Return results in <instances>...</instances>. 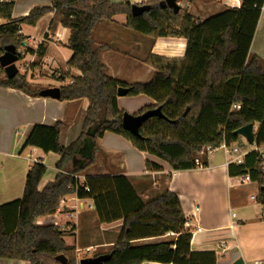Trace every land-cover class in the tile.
I'll list each match as a JSON object with an SVG mask.
<instances>
[{
	"label": "trees",
	"instance_id": "1",
	"mask_svg": "<svg viewBox=\"0 0 264 264\" xmlns=\"http://www.w3.org/2000/svg\"><path fill=\"white\" fill-rule=\"evenodd\" d=\"M14 1L0 2V57L10 46L18 49L26 38L19 24L35 26L47 12L55 9L62 15V25L69 29L68 48L72 56L67 64L80 70L81 75L61 87V101L87 98L89 106L80 135L68 146L60 141L64 123L36 124L25 147L40 148L44 153L59 155L55 178L42 189L40 182L47 172L42 162L27 171L21 198L0 205V259L26 261L28 264H62L56 256L64 255L68 263L77 264L76 247L68 245L67 230L54 223L38 224L43 217L53 216L62 201L76 194L80 199L91 198L101 224L123 220L117 241L107 252L105 264H140L142 262L174 264H217L215 252H194L192 235L185 231L186 218L176 192L165 191L151 199L137 194L123 174L85 177V190L77 184L81 175L96 164L97 141L107 131L126 138L139 151L168 162L175 171L196 168L202 147L218 148L242 143L237 130L258 123L255 141L264 146V67L258 55L250 56V48L260 19L264 0H242L240 8H231L203 21L191 15L183 1L175 13L164 0H150L151 8L133 16L129 2L110 0H54L52 7L37 6L17 21L12 19ZM185 4V5H184ZM125 15L127 26L153 37L184 36L188 39L182 58L150 54L147 63L155 68L150 80L128 84L110 76L102 60L105 42L96 44L93 31L102 21ZM38 49H43L40 44ZM33 51V50H29ZM3 71V68H0ZM27 76L18 72L9 78L0 74V87L18 89L31 96H40ZM126 87V95L145 94L156 101L139 110L161 107L164 117L150 118L134 136L122 127L123 111L118 106V88ZM233 104L241 108L231 111ZM92 146V154L83 151ZM208 165L206 155L199 156ZM259 153L250 152L242 165H230V176L249 174L258 184L263 183ZM149 170L161 166L146 160ZM258 201L264 205V187L259 188ZM174 232L175 239L158 243L133 245L132 241L163 236ZM101 253L95 254L98 256ZM93 256V257H94Z\"/></svg>",
	"mask_w": 264,
	"mask_h": 264
},
{
	"label": "crops",
	"instance_id": "2",
	"mask_svg": "<svg viewBox=\"0 0 264 264\" xmlns=\"http://www.w3.org/2000/svg\"><path fill=\"white\" fill-rule=\"evenodd\" d=\"M7 1L10 0H0V2ZM110 1L120 3V0ZM148 1L150 0H133L130 3L140 4ZM183 1L187 3L184 8L187 6L189 13L199 21L231 8H240L242 5V0H225L223 3H215L213 0ZM53 2L54 0H15L12 19L17 21L26 17L37 6L52 7ZM61 20V13L53 9L45 13L35 26L19 24L20 33L27 37L21 49V55L25 58L29 57L25 67L28 68L30 64L34 67L29 70L30 77L27 78L30 84H36L37 87L33 88L34 90L55 86L50 83L42 85L43 82L35 81L41 80L36 70L44 67L49 69L50 74L63 80L64 85L59 84V88L70 84L73 77L81 75L80 70L70 68L67 64L72 56V51L67 46L69 29L62 25ZM112 21H118V23ZM5 23V20L0 19V25ZM96 30L108 38L102 42L107 43L109 49L102 51L101 55L107 66V73L128 84L145 82L152 77L155 68L141 60L142 56L156 54L168 58H182L187 50L188 39L184 36L153 37L142 33L134 34L127 26L125 15L123 20L115 16L111 21L98 23L94 31ZM40 44L43 45V49H38ZM24 49L33 51H28L26 54ZM254 54L262 58L264 67V5L250 48V56ZM144 95H139V101L143 104H156L154 99ZM122 97L124 96H118V106ZM88 106L87 98L61 101L51 97L31 96L14 88L0 87V131H2L0 132V156L2 157L0 205L16 200V194L20 191V187H24L27 171L35 163V158H39L46 166L45 158L52 157L55 163L59 159V155L55 153L46 154L38 147L24 146L33 127L36 124L54 125L58 121L63 122L65 125L60 141L63 146H68L80 135ZM2 123L10 126L11 136L6 137L9 133L5 134ZM256 124L258 128L259 125ZM256 124H254L255 133ZM21 126L22 133L15 134L14 129ZM3 141L4 144L1 146ZM97 144L99 148L97 162L80 175L83 180L87 176L123 174L132 183L137 194L144 199L155 198L167 190L176 192L185 218L189 219L194 226L202 228L200 232H197L193 227L195 232L190 244L192 251L215 252L217 264H233L239 258H242L245 264H251L256 259H264V216L261 215L262 213L257 215L255 203L259 201L251 198V195L259 191L251 193L249 197L240 192H233L235 186L230 185L224 152L216 154L217 151H214L208 157L207 166L175 171L168 162L139 151L117 133L107 131L98 139ZM25 151H29V154L24 157ZM146 160L158 164L161 169H147ZM57 173L55 166L54 175L46 179L43 177L39 188L42 189L49 181H52ZM89 205L94 206L91 198L80 199L72 194L62 201L56 212L57 216L39 219L53 220L59 225L72 223L74 231L71 237L74 238V243L69 242L70 237H65V240L68 245L76 247L77 264L81 259L78 244H83V248L89 252L100 249L110 250L117 241L123 225V220L109 224L99 223L94 207L90 208ZM195 205L200 208L198 213H194ZM87 207L91 209L93 215L84 214ZM74 213L76 214L74 222L63 218V216L72 217ZM78 224H86L88 227L82 236ZM171 234L175 235L174 232H170L163 236L134 240L132 243L140 245L168 241L166 238ZM222 243H225V249L221 247ZM0 264H28V262L0 259ZM140 264L174 263L146 261Z\"/></svg>",
	"mask_w": 264,
	"mask_h": 264
},
{
	"label": "rangeland",
	"instance_id": "3",
	"mask_svg": "<svg viewBox=\"0 0 264 264\" xmlns=\"http://www.w3.org/2000/svg\"><path fill=\"white\" fill-rule=\"evenodd\" d=\"M132 1L133 0H120V3L121 2H129L130 3ZM179 1H181L180 4L183 3L182 2L183 0H178V2ZM209 1H211V0H209ZM213 1L215 3H223V2H225V0H213ZM142 3H146V2H142ZM117 18L119 20H123L124 19V15H118ZM103 22H105V21H103ZM112 22L113 23H116V24L118 23V21H112ZM27 28H29V27H27ZM131 31H133L134 34H139V32H136L133 29H131ZM106 33L109 34V32H106ZM105 39H108V38L106 36H104L99 30H96V31L93 32V40H94V42L96 44H99L100 42L105 41ZM23 46L18 49V52L20 54H21V49H23ZM24 51L27 54L29 50H27V49L25 50L24 49ZM147 58H148V56L147 57L142 56L141 60H143L144 62L147 63ZM28 62H29V57L25 58L24 55L22 56V58H20L16 62V65H17V67L19 69V72L21 74H25L27 76V78L30 77L29 76V70H31V68L32 69L34 68V67H32V64H30V66H28V68H26L25 65ZM0 68H2V67L0 66ZM23 72H25V73H23ZM36 73H37V75H39V77L41 78V80H35V81L38 82V83H42L43 82L42 85H47L49 83L55 85L53 87H58L59 84L64 85L63 84V80H60L59 78H57V77L53 76L52 74H50L49 69L47 67H44V68L39 69V70H36ZM0 74L5 75L4 70L1 71V69H0ZM126 81H129V80L126 79ZM31 85H32L31 87H33V88L37 87V86H35L36 85L35 83H31ZM49 87L50 86L44 87L43 89L49 88ZM139 95H141V94H139ZM139 95H135V96L134 95H126V96L122 97L121 98L120 105H119L120 109L124 113L138 114L139 113V110L141 108H143L146 105H149V104H143V102L139 101V98H140ZM148 98H150V97H148ZM2 126H3V128H4L5 132H6L5 134L9 133L7 136L6 135L5 136L6 137L11 136L10 126L9 125H5L3 123H2ZM256 128H257V124H256ZM22 131H23V127L22 126L21 127H17V128L14 129V133L15 134L17 133V135H20L22 133ZM0 132H2V131H0ZM241 141H242V143L247 142V140L243 136H242ZM3 144H4V141H3V143H1V146H3ZM215 151H217L216 154H222V152H224L220 148L216 149ZM27 154H29V151H25L23 153V156L25 157V156H27ZM83 154L84 155L86 154V155H89V156L92 154V146H91L90 143L88 144V147H86V149L83 151ZM199 156H201V155H198V158H199ZM52 159H53L52 157H47L44 160V162L48 166V169H47V172H46V174L44 176V179L51 178L54 175V173H55V161H54V159L53 160ZM1 160H2V157L0 156V162H1ZM230 181L233 182V183H235V187L233 188V192H240V193L244 194L245 196H248L249 197V195L251 193H257L259 191V187H258L259 184L257 182H249V183H246V184H239L237 178H231ZM23 192H24V187H20V191L16 194L17 196L15 198L16 199L17 198H21L22 195H23ZM216 200H217V198H216ZM252 202H254V201H252ZM255 204H256L255 205L256 213H257V215H260L262 213V210H263V205L261 203H257V202ZM84 214H86V216H90V215H93V212L91 211V209H89L87 207L86 208V213H84ZM63 218H66L65 220H73V222H74L76 220V214L74 213L72 217L71 216H63ZM78 225H80L79 226V230L81 231V236H82L86 232V228H88V227H86V224H78ZM57 226L66 229L67 230L66 237H70L69 238V242L70 243H74V238L71 237V236H73V231H74V228L72 227V223H67L65 225L64 224L63 225H59L58 224ZM174 237H176V235H172V234L171 235H168L167 238H166V240L172 239ZM77 247L79 248V254H80L81 259L84 258V257H93L95 254H98V253H107L108 250H109V249H100V250H97V251H91V252H89V251H86V248H83L84 247L83 244H78Z\"/></svg>",
	"mask_w": 264,
	"mask_h": 264
},
{
	"label": "water",
	"instance_id": "4",
	"mask_svg": "<svg viewBox=\"0 0 264 264\" xmlns=\"http://www.w3.org/2000/svg\"><path fill=\"white\" fill-rule=\"evenodd\" d=\"M164 5L169 7L175 13L180 12L181 5L178 0H164ZM151 8L149 4H137L133 3L131 6V13L133 16H139L144 14ZM25 43V42H24ZM23 43V44H24ZM20 59L17 54L16 48L10 46L6 49V52L0 57V66L4 69L5 75L9 78L15 77L19 72L16 62ZM128 92V88L119 87L118 96H125ZM40 96L51 97L54 99L61 98V88L59 87H49L40 91ZM164 117L162 109L160 106L154 109L145 111L142 114H130L123 113L122 117V127L123 129L129 131L134 136H140L141 127L152 117ZM254 123L247 124L237 130V134L243 136L249 144L255 142V131ZM56 259L62 263L67 264L68 260L64 255L56 256ZM110 259L109 253H103L94 257H86L79 260V264H105ZM233 264H245L242 258L237 259Z\"/></svg>",
	"mask_w": 264,
	"mask_h": 264
},
{
	"label": "built area",
	"instance_id": "5",
	"mask_svg": "<svg viewBox=\"0 0 264 264\" xmlns=\"http://www.w3.org/2000/svg\"><path fill=\"white\" fill-rule=\"evenodd\" d=\"M241 105L240 104H233L231 111H237L240 110ZM255 129V127H254ZM220 149H222L224 151V154L226 156V165L229 166L230 165H242L245 162V158L247 156V154H249L250 152H258L259 153V166H260V171H261V178L263 179V183L259 184V188L264 187V146H259L256 141L253 144H238V143H233V144H227L225 141L218 147ZM218 148H213V147H202L199 151V155H206L207 159L208 157ZM35 163L37 162H42L39 158H35L34 160ZM204 164L201 160V158H197L196 159V167H203ZM75 178L77 179V184L73 187L72 185H69L68 188H75L76 190L78 189L79 186L83 187L85 190H89V188L84 184V180L82 179V177L80 175H75ZM231 178H237L238 183L239 184H245L248 182H254L250 175H242V176H230V180ZM231 182V181H230ZM258 183V182H257ZM231 187L235 186V183L231 182L230 183ZM76 196V194H75ZM77 197V196H76ZM78 198V197H77ZM251 198L253 200H258V193L257 194H253L251 195ZM90 208L94 207L93 205H89ZM200 208L199 206L195 205L194 206V213L195 212H199ZM55 216H57V214H54ZM235 215V214H234ZM262 216H264V205H263V210H262ZM48 218H51L50 216ZM57 218V217H54ZM46 222H51L54 223L56 225H58V223L56 221L50 220V221H42V220H38L37 223L38 224H44ZM193 227H195V231L200 232L202 230L201 227L199 226H194L192 224V222L189 219H186L185 223H184V229L185 231H187L188 233H190L192 236L194 235L193 231ZM221 247L223 249H225L226 245L225 243L221 244ZM89 251V250H87ZM251 264H264V259H256L254 260Z\"/></svg>",
	"mask_w": 264,
	"mask_h": 264
}]
</instances>
